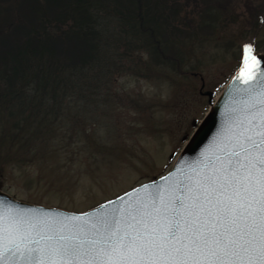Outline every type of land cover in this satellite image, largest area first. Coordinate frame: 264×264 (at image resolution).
Instances as JSON below:
<instances>
[{
  "label": "rangeland",
  "instance_id": "1",
  "mask_svg": "<svg viewBox=\"0 0 264 264\" xmlns=\"http://www.w3.org/2000/svg\"><path fill=\"white\" fill-rule=\"evenodd\" d=\"M158 1L143 3L165 6L170 21H176L172 7L178 6L181 11L173 24L187 33L197 27L187 66L165 73L158 65H142L133 74H116L114 83H108L113 99L110 118L105 119L108 128L96 130L109 136L104 147H77L80 152L72 149L73 154L61 151L58 156L45 149L53 139L37 138L44 150L27 156L18 144L10 149L9 139L0 133V160H8L0 161L1 190L20 201L82 212L169 170L209 108L202 92L219 94L241 63L243 45L264 42V22L259 20L264 0H166L164 5ZM206 8L213 16H205ZM179 47L171 42L165 48ZM262 50L263 46L257 49ZM98 124L99 120L93 127ZM96 135H89L90 140L103 144ZM83 137V142L88 140Z\"/></svg>",
  "mask_w": 264,
  "mask_h": 264
},
{
  "label": "trees",
  "instance_id": "2",
  "mask_svg": "<svg viewBox=\"0 0 264 264\" xmlns=\"http://www.w3.org/2000/svg\"><path fill=\"white\" fill-rule=\"evenodd\" d=\"M172 10L177 21L181 8ZM169 15L143 0H0V133L10 149L18 144L31 156L44 150L39 139L47 137L53 142L46 151L58 156L109 144L108 134L96 131L108 128L109 81L136 66L158 65L165 73L187 66L197 27L182 31ZM259 20L263 25L264 16ZM171 42L180 47L165 48ZM261 46L253 42L254 51ZM94 133L103 144L90 140Z\"/></svg>",
  "mask_w": 264,
  "mask_h": 264
},
{
  "label": "snow or ice",
  "instance_id": "3",
  "mask_svg": "<svg viewBox=\"0 0 264 264\" xmlns=\"http://www.w3.org/2000/svg\"><path fill=\"white\" fill-rule=\"evenodd\" d=\"M242 51L233 80L264 85V61L251 43ZM248 111L226 160L119 219L89 227L0 216V264H264V89Z\"/></svg>",
  "mask_w": 264,
  "mask_h": 264
},
{
  "label": "water",
  "instance_id": "4",
  "mask_svg": "<svg viewBox=\"0 0 264 264\" xmlns=\"http://www.w3.org/2000/svg\"><path fill=\"white\" fill-rule=\"evenodd\" d=\"M255 54L264 61V50ZM239 69L240 66L215 98L212 91L202 92V86L200 87V91L207 95L210 107L164 175L136 185L83 212L20 201L0 189V216L5 218V222L14 214L25 220L48 223L58 221L69 226L85 224L90 227L93 223L99 225L104 219L109 221L113 218L119 219L126 215L130 206L137 201L144 200L149 205L153 199L158 202L159 195L171 186L180 181L187 183V176L194 175L197 171L201 173L210 171V166L216 164L218 158L226 160L227 147H231L229 138L233 133L242 131V123L246 118H251L248 105L264 89V85L258 81L245 84L243 79L233 80V77L238 75ZM83 214H86V219H72L80 218ZM113 227L116 225L113 224ZM119 227L124 226L121 224Z\"/></svg>",
  "mask_w": 264,
  "mask_h": 264
}]
</instances>
